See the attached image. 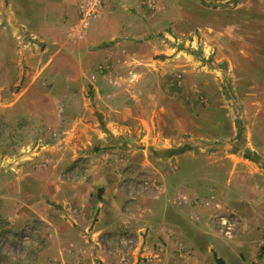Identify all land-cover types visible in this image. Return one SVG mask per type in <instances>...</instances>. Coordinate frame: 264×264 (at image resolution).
Instances as JSON below:
<instances>
[{"label":"rangeland","instance_id":"obj_1","mask_svg":"<svg viewBox=\"0 0 264 264\" xmlns=\"http://www.w3.org/2000/svg\"><path fill=\"white\" fill-rule=\"evenodd\" d=\"M78 6L0 0V264H264V0H105L81 35ZM80 44L127 49L68 101Z\"/></svg>","mask_w":264,"mask_h":264},{"label":"crops","instance_id":"obj_2","mask_svg":"<svg viewBox=\"0 0 264 264\" xmlns=\"http://www.w3.org/2000/svg\"><path fill=\"white\" fill-rule=\"evenodd\" d=\"M63 2H64V18L66 19V18H68V15L71 14L73 7H74V4L77 3V0H63ZM36 35L38 36V34H36ZM115 35L116 34H113V37H115ZM69 36H70V32H69ZM85 38H87V37H85ZM88 41L89 40L87 39L84 42L88 43ZM94 41H95L94 38H92L90 40V42H94ZM75 42H77V41H75ZM53 43L56 44V41L55 40L51 41V44H53ZM49 46L50 45H48L46 47V49L41 54V57H40L41 61H42L41 63L44 66H42L40 68V72L37 73L36 79L38 78V75L43 71V69L45 67H47L49 64H51L53 61L55 62L56 56L61 51L60 48L53 50ZM81 46L82 45L80 44V47L76 46V47L68 48V50L65 52V54L63 56V59L59 62L60 64L55 65V68H54V70L56 72H58V69H61V68H64V69L70 68V72L67 73L68 74L67 84H66L65 94H64V99H67L68 101L73 100L74 94H75V93H73V90H72L71 78H72V80H75L77 82L78 81L77 77L79 75L84 76L86 66L90 63L91 58H93L95 61H97L99 63V66H101V64L104 65L103 64V62H104V63H106L104 65L106 67H111V66L115 67L114 65H116L118 63L120 55L122 53H124V51L127 49L126 48L125 50H123V47H122L119 51V47H113L111 49H107L106 47H98V50L91 48L92 50L89 51L85 48L83 49ZM91 46L96 47L95 43L91 44ZM86 52L91 53V55H88V56L84 55V54H86ZM128 53L132 54L133 51L130 50ZM47 55H48V58L46 57ZM46 58H47V60H46ZM87 58H88V60H87ZM43 61H44V63H43ZM95 63H94V65H95ZM7 71H9V69ZM7 71L5 72V75H6ZM41 79H42V77H41ZM80 83H81V85H84L85 84L84 79H81ZM94 86H96V85L94 84ZM105 96H108V98H111V96H109V94H105ZM102 97H104L103 94H101V93L96 94V100H98V101H100L101 99L104 100ZM116 125L117 124L114 121L110 120L108 127L114 131V129H117ZM73 183L74 182H66L64 184V202H68V200H72L74 205H77L80 207L85 205V201L90 207H93L95 205L99 206L101 204L102 205L105 204L104 202H101V201H98L96 203L93 198L87 199L88 196L86 194H83L81 189H78V188H77V190L74 189ZM82 189H84V188H82ZM112 204H113V207L115 208L112 210V212H115L114 213L115 218H116V216H118L120 218L118 220L119 222L121 221V219L130 222V218H128L129 217L128 214H129V212H131L130 206H127L124 208L123 205L119 204L118 199H116ZM100 207H103V206H100ZM114 215L112 217H114ZM118 221H114L112 218V222H110L111 224L109 225V227L116 229L120 225V223ZM177 243H178V245H180L181 240H179V242H177ZM170 244H172V243H170ZM170 244L168 242V246ZM175 245H177V244L173 243L171 249H169L167 247L165 250L162 251V253L159 254V258L148 259V262L151 260L154 262V264H179V262H177V261H179L180 258H177L178 254L173 253L174 250H172ZM115 253L117 255V253H119V252H115ZM130 254H132V253L130 252L129 255ZM116 257H114V259L112 261V262H114L113 264H118V262H117L118 257L117 258ZM129 257L132 260L131 264H136L135 257L131 256V255ZM148 262H146L145 264H148Z\"/></svg>","mask_w":264,"mask_h":264},{"label":"built area","instance_id":"obj_3","mask_svg":"<svg viewBox=\"0 0 264 264\" xmlns=\"http://www.w3.org/2000/svg\"><path fill=\"white\" fill-rule=\"evenodd\" d=\"M105 0H79V18L75 25V34H83L92 19L101 15Z\"/></svg>","mask_w":264,"mask_h":264},{"label":"trees","instance_id":"obj_4","mask_svg":"<svg viewBox=\"0 0 264 264\" xmlns=\"http://www.w3.org/2000/svg\"><path fill=\"white\" fill-rule=\"evenodd\" d=\"M219 263L222 264V261L220 260Z\"/></svg>","mask_w":264,"mask_h":264}]
</instances>
